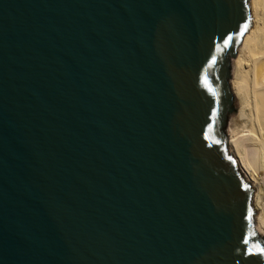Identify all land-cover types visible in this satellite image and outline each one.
<instances>
[{
  "label": "water",
  "instance_id": "1",
  "mask_svg": "<svg viewBox=\"0 0 264 264\" xmlns=\"http://www.w3.org/2000/svg\"><path fill=\"white\" fill-rule=\"evenodd\" d=\"M249 2L0 0V264H264L224 132Z\"/></svg>",
  "mask_w": 264,
  "mask_h": 264
},
{
  "label": "bare ground",
  "instance_id": "2",
  "mask_svg": "<svg viewBox=\"0 0 264 264\" xmlns=\"http://www.w3.org/2000/svg\"><path fill=\"white\" fill-rule=\"evenodd\" d=\"M251 17L236 48L229 80L236 106L227 122L228 150L236 155L241 173L256 189L253 196L256 231L264 234V0H249ZM252 6V7H251ZM252 26V27H251ZM232 98V96H231ZM242 168V169H241ZM253 194V195H254Z\"/></svg>",
  "mask_w": 264,
  "mask_h": 264
},
{
  "label": "rangeland",
  "instance_id": "3",
  "mask_svg": "<svg viewBox=\"0 0 264 264\" xmlns=\"http://www.w3.org/2000/svg\"><path fill=\"white\" fill-rule=\"evenodd\" d=\"M236 57V56H235ZM235 57H233V56H229L228 57V60L227 61H229L228 62V64L231 66V63H232V60L235 58ZM231 68V67H230ZM230 80V79H229ZM229 82V81H228ZM232 99H233V105H234V107H230V110H229V113H228V116H231L234 112H235V106H236V101H235V97H234V95L232 96ZM229 118L230 117H227V119L229 120ZM225 132V131H224ZM229 151V150H228ZM255 214H256V211H255ZM255 226H256V224H255ZM260 235V234H259ZM260 236H262V235H260Z\"/></svg>",
  "mask_w": 264,
  "mask_h": 264
},
{
  "label": "snow or ice",
  "instance_id": "4",
  "mask_svg": "<svg viewBox=\"0 0 264 264\" xmlns=\"http://www.w3.org/2000/svg\"><path fill=\"white\" fill-rule=\"evenodd\" d=\"M261 251L264 252V249H262Z\"/></svg>",
  "mask_w": 264,
  "mask_h": 264
}]
</instances>
